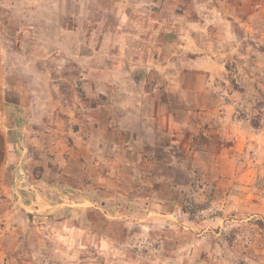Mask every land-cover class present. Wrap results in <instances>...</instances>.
<instances>
[{"label": "rangeland", "instance_id": "374dc122", "mask_svg": "<svg viewBox=\"0 0 264 264\" xmlns=\"http://www.w3.org/2000/svg\"><path fill=\"white\" fill-rule=\"evenodd\" d=\"M0 132V264H264V0H0Z\"/></svg>", "mask_w": 264, "mask_h": 264}, {"label": "crops", "instance_id": "0c3cea01", "mask_svg": "<svg viewBox=\"0 0 264 264\" xmlns=\"http://www.w3.org/2000/svg\"><path fill=\"white\" fill-rule=\"evenodd\" d=\"M20 130H21V127H19V128L18 127H14L12 129V131H15L14 134L17 135V137H16L17 139L19 138L18 136L21 133ZM16 145L18 146V144H16ZM23 182L24 181H22L21 183H19V181L17 180V183L18 184L23 185L22 184ZM28 185H29L28 187L26 186L24 188L25 191L22 192L23 193L24 201L25 202H28V205H27L28 208H33V207L34 208H38V209H35V210L39 211L40 208H43L42 207L43 205H40L39 202L40 201L46 202L45 195L47 194L46 193L47 191L44 189V186H43L44 184H37L34 181H31V183H28ZM15 193H16V191H15ZM15 199L17 201V205L21 204V200L22 199H19V195H17L15 197ZM255 205H257V206L260 205L261 208L260 207H259L260 209L259 208H256V210L253 212L254 213L253 216H259L260 215L261 217H264V205L263 204L262 205L261 204H255Z\"/></svg>", "mask_w": 264, "mask_h": 264}, {"label": "trees", "instance_id": "16d2710c", "mask_svg": "<svg viewBox=\"0 0 264 264\" xmlns=\"http://www.w3.org/2000/svg\"><path fill=\"white\" fill-rule=\"evenodd\" d=\"M7 155L6 140L2 132H0V169L3 166Z\"/></svg>", "mask_w": 264, "mask_h": 264}]
</instances>
